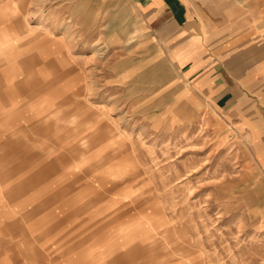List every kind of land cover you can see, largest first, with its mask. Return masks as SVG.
Listing matches in <instances>:
<instances>
[{"label":"rangeland","instance_id":"374dc122","mask_svg":"<svg viewBox=\"0 0 264 264\" xmlns=\"http://www.w3.org/2000/svg\"><path fill=\"white\" fill-rule=\"evenodd\" d=\"M9 1V16L20 18L8 30L29 35L16 46L37 31L55 54L36 69L20 65L30 82L20 83L14 121L0 132V212L13 208L18 221L14 239H0V261L264 264V164L255 146L264 118L255 108L228 115L238 100L225 104V91L198 83L199 72L184 79L176 40L158 42L133 0ZM224 1L210 11H227ZM249 1L250 10L231 11L264 14V0ZM259 18L249 52L225 39L240 29L218 35L232 61L216 70L250 97L264 82ZM21 53L18 61L33 52Z\"/></svg>","mask_w":264,"mask_h":264},{"label":"crops","instance_id":"0c3cea01","mask_svg":"<svg viewBox=\"0 0 264 264\" xmlns=\"http://www.w3.org/2000/svg\"><path fill=\"white\" fill-rule=\"evenodd\" d=\"M133 1L135 2V5L142 10L144 19L149 25L150 33L158 42L165 43L172 39L176 40L178 46L173 54L176 58L175 62H177L178 65L180 64L181 66L189 67L186 70L187 74H182V77L184 79L189 80V77H192L193 75H196L197 72H199L200 75L196 76L198 83L203 84L205 82H209L210 84H214V87L211 91L215 92V95H217V93H221V89L225 91L224 95L220 97V99L226 97L225 104L230 100H238L239 103L236 104V108L229 112L228 115L236 114L239 116H243L245 114H248L246 113V110L253 111V109L255 108V110L257 111L256 114L264 118V115H259L261 114L260 112H262V114L264 112V82L257 83L256 95L250 97V95H248L247 93V90H250L249 87H247L249 89L246 90L242 85L237 86L238 83H233V81L228 84L222 74L220 75L219 71L216 70L217 68H219V66L227 67L229 65L230 67V60L232 61V59H227L226 57L228 55L226 56V54H224V52L221 50L220 47L224 39L218 35H225L222 33H226L229 31L233 32V30L240 29V32L225 35V39H227L228 43L234 42L235 44H243L244 47H242V49L248 52L252 49H255L256 45H258L256 42H253L256 41V38H253L251 40V37L254 36L252 34L255 24H258V20L262 19L259 18V16L262 17L264 16V14L259 11H247L250 10L251 1L227 0L229 6L231 7H228L227 11L218 12L215 14L210 11V5L216 3L218 0ZM9 2L10 1L8 0L7 2L4 1L3 4H0V62L3 61L4 63L0 64V116L4 115L5 117H7V119L13 118L12 110L16 108V105L14 103L15 101H19V98L17 99L18 92H20L21 89H24L23 87H20V83L30 82L25 80L24 73L18 71L20 65L22 67V71L26 67L33 69L35 67L38 68L42 60L43 62H46V58L50 57L45 53L49 51L55 54V50L50 48V46L53 45L51 44V38H49L46 34H38L36 33L37 31L32 34V43L29 42L27 45L23 43L22 49L16 46V41L23 42L25 41V37H28L29 35H27V33L23 31L21 33H16L15 35H13V33L8 30L7 26L14 24L20 18V16L16 17V15L14 14H12V16H9L10 12L8 10V7L11 4ZM248 4H250V6H248ZM242 5L245 7V9H247L244 10L245 12L242 10L237 12L231 11V8H236ZM11 13L14 12L11 11ZM214 19L227 21V25L224 26L225 28L223 27L222 29H217L216 27H214ZM240 20L241 22H246L242 24V26H235L236 23ZM20 22L21 23L18 24L22 25L23 21L20 20ZM252 23L255 24L253 25ZM215 31H217V33H215ZM216 37H219V39L217 40ZM37 40H43L42 44H40L42 45V50L39 45L35 44L38 43L36 42ZM24 48L27 52L29 51V49L32 50L33 53L27 54V56H22L21 61H18L20 59L18 57L24 54L21 53ZM56 58L61 61V57H54L52 62H56ZM210 63H214L212 65V68H209L207 71H205V67ZM256 69L258 75L262 74L264 78V61L259 60L256 65ZM206 75L208 76V79H201L203 77H206ZM224 75L225 77H227L226 73ZM196 79L192 80V82L195 83ZM242 81L244 82L245 79L243 78ZM9 86L11 87V91L13 92L11 94L8 93ZM239 87H241V89H239ZM196 90L205 93V90H201L200 87H198V89L196 88ZM21 95L22 94H20V96ZM4 121L5 120L3 119V124L1 125L0 132L8 130L5 126H3L6 124L4 123ZM257 121L258 123H256L255 126L258 127L257 131L260 133V137L258 140H256L255 146L258 150L259 162L264 164V120L262 118H259L257 119ZM251 131L252 127L247 129L248 133H250ZM5 207L7 208V203L5 204ZM5 211L6 210H4L3 212ZM3 212H0V215H2ZM12 217H14V215L11 217H8L7 215L6 219L2 217L1 226L2 228L4 226L5 228H7V230H5V237L14 239L13 235L16 234L15 228L16 225L18 226V221L15 219H10Z\"/></svg>","mask_w":264,"mask_h":264},{"label":"bare ground","instance_id":"6f19581e","mask_svg":"<svg viewBox=\"0 0 264 264\" xmlns=\"http://www.w3.org/2000/svg\"><path fill=\"white\" fill-rule=\"evenodd\" d=\"M14 7V6H13ZM236 9V8H235ZM259 16V15H258ZM10 18V17H9ZM127 41H129V40H127ZM36 42H38V43H35V44H37V45H39L40 46V48H41V50L43 49L42 48V45H40V44H42V42H43V40H41V41H36ZM32 43V42H31ZM96 46V45H95ZM98 49V48H97ZM99 50V49H98ZM30 51H32V50H30ZM13 52V51H12ZM11 52V53H12ZM24 54H26V53H24ZM42 55V54H41ZM97 55V54H96ZM94 56V55H93ZM92 56V57H93ZM17 58V57H16ZM45 62V61H44ZM56 62L59 64V65H61V62H60V60L59 59H57L56 58ZM61 68V67H60ZM36 69V68H35ZM47 69V68H46ZM40 75V74H39ZM60 82V81H59ZM72 83V82H71ZM76 84V83H75ZM68 86V85H67ZM55 97V96H54ZM58 97V96H57ZM54 99V98H53ZM29 103V102H28ZM50 103V102H49ZM2 104V103H1ZM38 111V110H37ZM48 113V112H47ZM11 121H14V118H8L7 120H5L4 121V123H6V122H11ZM83 137V136H82ZM72 145V144H71ZM60 148V147H59ZM67 148V147H66ZM108 157V156H107ZM110 157V156H109ZM108 157V158H109ZM99 158V157H98ZM92 168V167H91ZM137 193V192H136ZM134 195V194H133ZM142 198V197H141ZM121 204V203H120ZM80 205V204H79ZM120 209V208H119ZM71 211V210H70ZM16 213H15V211H13V208L11 209V210H8V217H11V216H13V215H15ZM2 217H4V219H6V217H7V212H3L2 213V215H0V239H1V241H6V235H5V233H6V231L5 230H7V228H5V226L2 228V224H1V220H2ZM27 221V220H26ZM70 221V220H69ZM117 221V220H116ZM28 222V221H27ZM101 224V223H100ZM98 226V225H97ZM101 226V225H100ZM17 225H16V228H15V230L17 229ZM108 227V226H107ZM44 230V229H43ZM79 233V232H78ZM134 234H136V233H134ZM81 235V234H80ZM74 236V235H73ZM82 237V236H81ZM3 238H6V239H3ZM48 238V237H47ZM9 239H10V241L13 239V238H10L9 237ZM70 239V238H69ZM73 240V239H72ZM151 240V239H150ZM9 241V240H8ZM54 241V240H53ZM50 244V243H49ZM171 244H172V242H171ZM85 245V244H84ZM65 246V245H64ZM80 248V247H79ZM64 249V248H63ZM110 250H111V246H110ZM57 251V250H56ZM76 251V250H75ZM0 252H2V251H0ZM58 253V252H57ZM62 254V253H61ZM54 256V255H53ZM0 257H1V254H0ZM65 257V256H64ZM3 260V259H2ZM3 262H5V260H3ZM2 261H0V264H6V262L5 263H3ZM48 263H51L50 262V259L48 260ZM137 263V262H136ZM107 264V263H106Z\"/></svg>","mask_w":264,"mask_h":264}]
</instances>
